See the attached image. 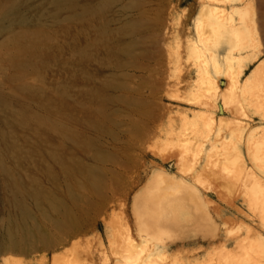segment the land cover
I'll return each instance as SVG.
<instances>
[{
	"label": "rangeland",
	"instance_id": "1",
	"mask_svg": "<svg viewBox=\"0 0 264 264\" xmlns=\"http://www.w3.org/2000/svg\"><path fill=\"white\" fill-rule=\"evenodd\" d=\"M206 7L248 32L239 86L264 76V0H0V264H115L122 233L144 252L161 245L140 237L138 213L153 186L172 192L185 176L213 223L179 229L165 213L154 258L264 264V200L251 192L264 185V83L244 115L226 106L222 72L208 93L190 53ZM224 167L231 193L213 171Z\"/></svg>",
	"mask_w": 264,
	"mask_h": 264
},
{
	"label": "bare ground",
	"instance_id": "2",
	"mask_svg": "<svg viewBox=\"0 0 264 264\" xmlns=\"http://www.w3.org/2000/svg\"><path fill=\"white\" fill-rule=\"evenodd\" d=\"M216 1L233 4L237 0ZM233 14L226 15L225 12H219L217 9L206 7L200 15V23L197 26L200 44L191 47L190 53L197 58L198 68L203 75L204 84L206 85L208 93L217 94L220 90L216 82V74H221L222 72L227 76L230 80V89H227L229 91L228 93L222 92L226 101L225 104L228 107L233 106L235 108L237 106L236 110H239L240 114L244 115V107L241 103L245 101V95L250 90L255 91V89H259L264 83V76L260 69H256L248 76L244 86H239V78L243 74V69L246 67L250 53H252V46L248 32L243 26L235 24ZM239 89L241 92L240 95L237 93ZM221 111H224L223 107ZM222 123L224 121L220 120V126ZM213 125V118L211 116H205L203 138L207 142L212 143V145L218 142L214 136H211ZM258 156L257 152H253L255 159ZM236 163L237 161L235 160L232 164L236 165ZM261 163L264 162H259V164ZM213 171L219 172V175H223L221 176V187L227 189L228 193L237 189V182L231 177V170L229 168L224 167L216 171L213 169ZM193 174V178L197 177L196 173ZM197 183V180H190L185 176L175 184L172 192L166 191L158 185L153 186L148 192L147 199L145 200L146 203L144 204L145 207L138 213L140 219L139 234L147 242L154 241L156 237L161 245L151 243L152 245L144 252L143 248L140 250L137 249L129 233H122L120 234L119 240L115 239L116 241L114 242V263L164 264L162 259H156L154 257L158 250L167 248L166 241L163 238L165 231H163L164 226L162 225L165 221L161 218L165 213H169V217H167L169 218L168 223L173 224L174 227L179 229H186L192 226L198 228L203 220H206L211 225L213 223L211 216L207 214L205 217L200 214V209L203 210L204 205L209 204L210 201L202 194V189ZM251 192L252 195L254 194L264 200V185L261 182H257ZM164 225L166 226V223ZM217 230L215 227L210 230L211 238L217 236ZM51 264L63 263L56 257L51 261Z\"/></svg>",
	"mask_w": 264,
	"mask_h": 264
}]
</instances>
